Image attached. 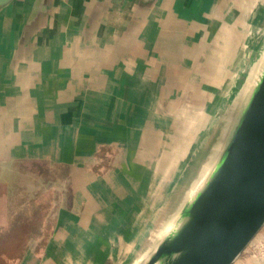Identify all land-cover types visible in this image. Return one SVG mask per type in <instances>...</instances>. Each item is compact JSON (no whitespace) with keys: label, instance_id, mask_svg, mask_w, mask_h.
<instances>
[{"label":"crops","instance_id":"obj_1","mask_svg":"<svg viewBox=\"0 0 264 264\" xmlns=\"http://www.w3.org/2000/svg\"><path fill=\"white\" fill-rule=\"evenodd\" d=\"M257 19L264 0H0V264L145 252L225 138Z\"/></svg>","mask_w":264,"mask_h":264},{"label":"water","instance_id":"obj_2","mask_svg":"<svg viewBox=\"0 0 264 264\" xmlns=\"http://www.w3.org/2000/svg\"><path fill=\"white\" fill-rule=\"evenodd\" d=\"M182 206L145 264H233L264 226V68L214 169Z\"/></svg>","mask_w":264,"mask_h":264},{"label":"rangeland","instance_id":"obj_3","mask_svg":"<svg viewBox=\"0 0 264 264\" xmlns=\"http://www.w3.org/2000/svg\"><path fill=\"white\" fill-rule=\"evenodd\" d=\"M255 26L257 27L252 30L248 43L243 49L239 66L234 73L233 79L230 81L228 87L225 88L224 91L225 98L232 99L235 104L239 101V104L236 107L237 111L233 114L230 120L228 131H226L227 135L225 134L226 136L224 143L221 144L220 141L216 142L212 148L210 158L206 161L208 153L211 150L212 144L214 143L211 140H207L204 146L201 145L203 146L202 149H200L198 152H196L198 150L196 149L195 153H193V155L183 163L182 168L186 172V178L182 182V187L185 184L184 187L185 189L187 188L183 203L181 202L180 204L179 199H177L175 207H172L174 210L167 214L165 221H163V223L151 237V248L145 253L139 255L138 259H135L131 263L130 260L125 261L120 259L118 261H112V264H116L118 262L119 264H145L148 260V257L156 248L158 242H160L175 228L178 221H181L180 213L183 207L182 205L189 203V199H191L202 188L209 175V172L214 169L223 149L229 142V139L243 112L244 105L250 96L251 91L247 90L249 86L247 84V77L251 71V67L256 66L254 62L260 56L264 59V20L257 19L255 21ZM172 199L176 200V195L166 196L165 201L167 203H171L173 201ZM256 240H258V242H256ZM248 253H250V255H254V258L250 256L251 258L249 261H247V264H264V226L257 232L249 246L244 249L240 256L243 254L247 256Z\"/></svg>","mask_w":264,"mask_h":264},{"label":"bare ground","instance_id":"obj_4","mask_svg":"<svg viewBox=\"0 0 264 264\" xmlns=\"http://www.w3.org/2000/svg\"><path fill=\"white\" fill-rule=\"evenodd\" d=\"M263 68H264V59H262V63H261V68H260V70L258 71L257 75L255 76V78L253 79V81L251 82V84H249L247 90L252 91V89L254 88V86L258 83ZM179 225H180V221H178V223H177V225L175 226V228H174L169 234H171L172 232H174V231L177 229V227H178ZM169 234H168V235H169ZM168 235H167V236H168ZM167 236H166V237H167ZM164 238H165V237H164ZM164 238H163V239H164ZM163 239H162V240H163ZM158 243H159V242H158ZM156 246H157V245H156ZM153 264H161V262H160V261H157V262H155V263H153Z\"/></svg>","mask_w":264,"mask_h":264}]
</instances>
